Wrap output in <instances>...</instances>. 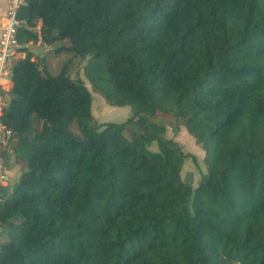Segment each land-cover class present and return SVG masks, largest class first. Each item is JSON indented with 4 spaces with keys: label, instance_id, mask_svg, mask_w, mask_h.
Wrapping results in <instances>:
<instances>
[{
    "label": "trees",
    "instance_id": "trees-1",
    "mask_svg": "<svg viewBox=\"0 0 264 264\" xmlns=\"http://www.w3.org/2000/svg\"><path fill=\"white\" fill-rule=\"evenodd\" d=\"M16 18L2 118L25 170L0 264H264V0H22ZM39 41L72 58L49 69ZM77 56L132 115L93 120ZM168 113L205 151L197 186L196 157L150 122Z\"/></svg>",
    "mask_w": 264,
    "mask_h": 264
},
{
    "label": "rangeland",
    "instance_id": "rangeland-1",
    "mask_svg": "<svg viewBox=\"0 0 264 264\" xmlns=\"http://www.w3.org/2000/svg\"><path fill=\"white\" fill-rule=\"evenodd\" d=\"M64 43L65 41L57 42L56 48L64 45ZM87 60L88 57H80V56L74 57L69 65V73L74 78H79V77L82 78L85 81L88 88L91 90L93 120L96 123H106L109 121H122L127 119L130 115H132V109L130 106L122 107V106L111 105L105 100V98L101 94L95 92L92 89L91 84L87 79V77L85 76V72H84V65L87 63ZM60 65L61 62L58 65L56 64L52 68L59 69ZM150 122L152 124L155 123L158 125L164 124L165 125V131L163 133L164 136L173 139L179 145H181L186 152H189L196 157V160L191 157L185 159L183 163L181 175L184 180L191 181L194 186H197L200 180L203 178V176L207 174V167L205 163V155H206L205 151L201 148L199 144H197L195 139L189 134L183 122L180 119H176L172 114L168 113L164 116L153 117L151 118ZM134 129L135 126H130L127 128L126 133L128 135H131ZM151 145H152L151 148L153 150L158 149V145L155 142H153ZM5 239L7 241L6 233H5Z\"/></svg>",
    "mask_w": 264,
    "mask_h": 264
},
{
    "label": "built area",
    "instance_id": "built-area-1",
    "mask_svg": "<svg viewBox=\"0 0 264 264\" xmlns=\"http://www.w3.org/2000/svg\"><path fill=\"white\" fill-rule=\"evenodd\" d=\"M22 0H10L9 8L0 30V182L6 178V161L12 150V131L3 121L7 105L6 92L11 84V64L22 55V44L18 39L19 21L16 12Z\"/></svg>",
    "mask_w": 264,
    "mask_h": 264
},
{
    "label": "crops",
    "instance_id": "crops-1",
    "mask_svg": "<svg viewBox=\"0 0 264 264\" xmlns=\"http://www.w3.org/2000/svg\"><path fill=\"white\" fill-rule=\"evenodd\" d=\"M9 1L10 0H0V30H1V23L4 20L5 15L9 8ZM27 46L34 53L33 59H35V57L37 56H40L42 59V64L46 65L51 70H58V68L53 69L52 67L55 66L56 64L58 65L60 62L62 64L64 61L72 57V54H69L66 51L57 52L55 50L57 46V42L52 45L42 44L40 41L37 43L30 42L29 44H27ZM25 55H26L25 51H22L21 57H24ZM11 87H12V81H11L9 88L7 89V92L10 90ZM7 92H6V97L8 101ZM24 170L25 168L17 160L16 154L14 153V151H12L6 161V167H5L6 178L4 179V181L0 183L5 186L7 185V186L14 187L16 190L18 181ZM13 194L14 192L11 193L10 197ZM0 201H3V199L0 198ZM5 233L6 232L4 231V228H1L0 229V244L7 242L5 239Z\"/></svg>",
    "mask_w": 264,
    "mask_h": 264
},
{
    "label": "water",
    "instance_id": "water-1",
    "mask_svg": "<svg viewBox=\"0 0 264 264\" xmlns=\"http://www.w3.org/2000/svg\"><path fill=\"white\" fill-rule=\"evenodd\" d=\"M15 188L11 186H5L0 183V198L6 200L10 197L12 192H15Z\"/></svg>",
    "mask_w": 264,
    "mask_h": 264
}]
</instances>
